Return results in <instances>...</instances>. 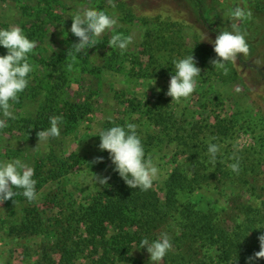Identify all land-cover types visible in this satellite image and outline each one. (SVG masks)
<instances>
[{
	"label": "rangeland",
	"instance_id": "374dc122",
	"mask_svg": "<svg viewBox=\"0 0 264 264\" xmlns=\"http://www.w3.org/2000/svg\"><path fill=\"white\" fill-rule=\"evenodd\" d=\"M170 1L176 18L160 25L126 15L122 0H112L115 7L109 0H0V29L19 26L26 35L32 31L29 39L37 42L29 54V61L35 59L30 61L34 71L29 74V85L14 104L16 119H8V127L0 131V162L20 159L33 168L38 193L37 200L29 202L22 189L14 188L17 195L0 205V264H153L140 242L156 240L166 232L173 243L182 231L175 221L150 237L133 228L130 252L120 258L114 251L116 230L110 229L104 240L93 238L79 224L83 207L106 187L93 177L97 174L111 181L115 168L110 154L100 150L98 135L127 123L138 126L146 158L150 156L159 170L153 187L160 196L170 173L179 167L199 186L191 192L184 190L183 202L222 213L227 203L239 201L264 221V191L253 195L234 176L224 174L238 162L240 169L254 167L259 187L264 186V0ZM236 6L250 9L252 18L233 21L230 11ZM87 8L115 14L118 24L73 61L67 53L79 38L70 31L72 17ZM232 23L246 33L250 54L246 58L239 54L234 67L226 65L225 74L210 63L217 58L211 41L223 30L233 31ZM114 34L133 38L123 55L108 44ZM6 54L7 49L0 46V55ZM191 54L202 69L198 87L187 101L172 102L167 91L175 74L173 61ZM240 56L250 64L244 65ZM64 71L67 80L61 84V96L71 103L90 105L92 111L73 126H67L63 116L60 137L38 144V137L22 121L34 118L44 102L52 99L48 90L60 84ZM45 75L55 79L43 80ZM157 108L174 114L172 130L178 134L154 121ZM209 144L220 148L215 166L210 163ZM97 157H103V162L92 163ZM195 173L197 179H193ZM35 211L38 228L21 232L28 212ZM223 218L227 223L228 217ZM63 229L71 236L68 256L61 248ZM214 255V248L208 253L202 249L196 260H189L173 245L161 264H199V259L217 264ZM234 259L248 264L246 256Z\"/></svg>",
	"mask_w": 264,
	"mask_h": 264
},
{
	"label": "trees",
	"instance_id": "16d2710c",
	"mask_svg": "<svg viewBox=\"0 0 264 264\" xmlns=\"http://www.w3.org/2000/svg\"><path fill=\"white\" fill-rule=\"evenodd\" d=\"M122 2L124 13L144 24L166 25L176 18V13L172 10V7L175 8V6L171 5L170 0H122ZM27 34L29 38L32 31ZM208 47L212 49L210 45ZM239 58L244 65L250 64L241 56ZM32 60H35L34 57L30 59V61ZM229 64L234 67L231 63ZM66 76L64 71L59 79L60 84L50 86L48 93L52 99L44 102L36 116L23 119L22 122L35 136H37V132L51 126L50 118L53 116H64L67 126H73L91 113L90 105L71 103L61 96L63 95L61 84L66 82ZM51 78L55 79L52 75H45L43 80ZM154 115L157 116L154 121L160 123L165 130L177 133L172 130V126L175 124L173 113L167 114L157 108ZM61 168L62 166L59 167V169ZM224 174L227 177L234 176L237 182L245 185L253 195L264 191V186L259 187L258 173L255 172L254 167L249 169L246 166L240 169L239 173L226 170ZM56 175V173L52 174L51 179ZM207 176L209 175H206L205 178ZM197 178L198 175L195 173L193 179ZM196 187L199 188L194 180H190L179 167H175L165 183L163 196H160L154 187L148 191L130 188L119 173L113 169V177L105 189L95 195L89 206L83 207V218L79 224L82 222L85 232L92 234L93 238L104 240L110 229L116 230L117 234L113 236L115 239L114 251L120 258H124L130 252L135 238L133 228L142 230L146 237H150L156 234L158 228L170 221H175L182 229L172 244L180 250V255L189 260H196L195 255H198L202 249L208 253V250L214 248L217 253L214 255L217 258L214 261L217 264H238L235 257L246 256L248 260V257L260 251L258 237L264 234V221H260L254 211L239 201L227 203L222 213H218L213 208L197 209L183 202L184 190L187 189L191 192ZM223 215L228 217L227 223H225L226 218H223ZM38 222V213L36 211L28 212L26 222L19 227V230L25 232L37 229ZM62 233H64L62 239L64 246L61 248L64 256H68L66 250L71 247V236L68 234V229H63ZM81 240L85 242L83 237ZM253 245L258 248L254 249ZM198 263L207 264L202 259H199ZM253 264H264V258L255 260Z\"/></svg>",
	"mask_w": 264,
	"mask_h": 264
},
{
	"label": "clouds",
	"instance_id": "9594fccd",
	"mask_svg": "<svg viewBox=\"0 0 264 264\" xmlns=\"http://www.w3.org/2000/svg\"><path fill=\"white\" fill-rule=\"evenodd\" d=\"M112 7L115 5L109 0ZM233 21H244L252 18V12L245 7L236 6L230 11ZM71 33L79 38L69 49L67 56L73 61L86 47H94L98 44L99 38L107 31L113 30L118 24V17L108 15L106 11L87 8L78 12L72 17ZM233 31L223 30L211 41L214 44V51L217 58L210 63L216 69H222L228 73L227 64L235 65L238 55L243 54L246 58L250 54V47L246 41V33H242L237 23H232ZM133 42L131 36L114 34L108 44L111 48H118L121 55L127 51ZM0 46L7 49L6 55H0V131L8 127V119H16L14 115V104L19 102L20 94L29 85V74L34 71V65L29 62V54L34 52L37 42L30 40L19 26H12L8 29H0ZM193 54L185 58L173 61L175 74L171 75L167 95L172 97V102L180 103L187 101L198 87V77H201L202 69L197 66ZM69 70L71 65L68 66ZM155 84V83H154ZM153 84V85H154ZM62 116L50 118V127L37 132L38 144L46 142L49 138H59L61 130L59 124ZM137 125L127 123L126 126H113L108 130L100 132L99 148L107 151L110 159L115 165L114 171L132 189L139 188L148 191L153 187L154 181L158 178V168L150 156L146 158L144 146L137 133ZM220 148L216 144H209L208 153L210 163L215 166L217 154ZM235 158V157H234ZM103 162V157H97L92 163ZM233 172L239 173V163L229 165ZM34 169L29 167L20 159L8 162H0V205L13 199L17 193L14 188L22 189L23 195L29 202L38 198L36 191L37 181L33 179ZM98 185H108L110 177H102L97 174L93 177ZM15 203V201H13ZM260 251L248 257V264H253L257 259L264 258V234L258 237ZM140 248H146L150 253V261L153 264H161L165 256L172 250L171 237L166 232H161L156 240L149 241L144 238L140 242Z\"/></svg>",
	"mask_w": 264,
	"mask_h": 264
}]
</instances>
